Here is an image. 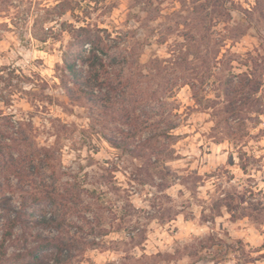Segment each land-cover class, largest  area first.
<instances>
[{
  "label": "rangeland",
  "instance_id": "374dc122",
  "mask_svg": "<svg viewBox=\"0 0 264 264\" xmlns=\"http://www.w3.org/2000/svg\"><path fill=\"white\" fill-rule=\"evenodd\" d=\"M81 26L130 48L126 76L144 84L141 97L158 93L142 120L173 113L169 136L149 127L136 139L152 136L155 156L115 148L107 138L130 128L93 120L60 88L69 31ZM231 78L258 88L238 118L226 114ZM0 128L29 139L23 176L49 178L69 198L57 195L61 231L19 226L2 248L0 230V258L23 262L42 233L73 241L70 264H264V0H0ZM24 183L27 192L7 194L49 212Z\"/></svg>",
  "mask_w": 264,
  "mask_h": 264
},
{
  "label": "trees",
  "instance_id": "16d2710c",
  "mask_svg": "<svg viewBox=\"0 0 264 264\" xmlns=\"http://www.w3.org/2000/svg\"><path fill=\"white\" fill-rule=\"evenodd\" d=\"M69 34L70 41L63 54L62 73L59 78L60 88L70 100L85 101L92 111L91 118L93 120H95L94 116L105 117L108 115L113 117L115 123L130 128L122 138L117 136L107 138L108 142L115 148L121 149L136 158L155 156L156 152L153 149L148 150L145 146L152 136L147 138L145 142H136L139 134L142 133L141 131L149 127H158L163 131L164 136H169L179 125L171 119L173 113L160 114L161 116L157 117L161 118L152 123L142 120L141 110L144 108L155 109L153 103L158 99V93L156 90H152L153 92L149 94V97H141L140 94L145 93L144 89H146L144 84L134 82L131 80L132 76H126L125 69L127 68L125 67L128 60L132 58L130 48L125 46V42L122 45L121 41L112 38L106 29L99 27H73ZM244 80L234 82L231 78L225 82L224 96L228 104L226 105V114L230 117H240L243 112L242 106L250 108L257 102V98H254L253 95L258 88L252 89V95L249 94L250 92L246 89L250 87V84ZM186 84L191 86L194 99L200 103V94L196 90V84L193 82ZM150 119H153L152 116ZM10 129L0 128V175H13L17 178L18 183L14 188L10 183L5 184L0 177L2 248L6 241L13 238L15 230L19 226L26 230L31 227H51L61 231L65 224V218L60 214L62 204L59 205L60 200L57 196L58 194L62 195L61 192L49 182V178L42 179L38 184L34 178L26 176L25 173L23 176V172H21L23 171L21 146L29 139L27 136L23 138L24 140H20L18 136L14 137L10 133ZM156 136L158 135L156 134ZM32 156L34 157V154ZM25 181H28L30 188L33 187L37 190L34 196L35 201L51 204L52 209L49 212L37 214L35 211H31L25 202H16L13 197L14 194H7V190H12L13 193L27 192L24 185ZM62 196L69 200L68 196ZM34 239L35 242H40V245L27 249L24 254H20L19 257L23 262L19 264H70L72 262L73 241L68 240L63 234L49 237L37 233ZM50 249L54 253L50 257L40 254V251ZM5 257L6 251H3L0 264H3L4 260H8V264H13V259H5Z\"/></svg>",
  "mask_w": 264,
  "mask_h": 264
}]
</instances>
